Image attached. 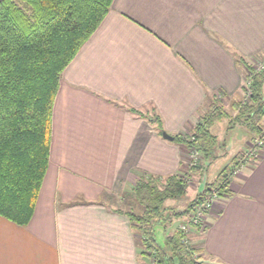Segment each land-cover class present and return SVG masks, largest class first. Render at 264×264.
Returning <instances> with one entry per match:
<instances>
[{
	"label": "crops",
	"instance_id": "crops-1",
	"mask_svg": "<svg viewBox=\"0 0 264 264\" xmlns=\"http://www.w3.org/2000/svg\"><path fill=\"white\" fill-rule=\"evenodd\" d=\"M263 54L264 0H113L63 71L33 217L23 226L0 215V264H152L117 210L137 206L124 194L144 172L166 177L188 156L152 117L173 136L191 131L208 95L224 92L227 104L244 94L238 58L255 64ZM235 127L250 146V131ZM258 158L237 167L233 195L191 233L204 264H264V152ZM162 229L160 243L175 228L156 235Z\"/></svg>",
	"mask_w": 264,
	"mask_h": 264
},
{
	"label": "trees",
	"instance_id": "trees-1",
	"mask_svg": "<svg viewBox=\"0 0 264 264\" xmlns=\"http://www.w3.org/2000/svg\"><path fill=\"white\" fill-rule=\"evenodd\" d=\"M112 2L0 0V215L17 224L27 225L33 217L49 166L53 108L63 71L99 27ZM260 57L261 68L259 62L238 58L248 73L244 94L231 104L235 115L224 108L226 94L213 93L207 96L199 123L175 135L187 153L196 149L210 162L219 157L213 127L225 116L231 117L229 128L245 126L251 139L257 135L264 139V54ZM152 119L162 135L161 117L156 113ZM242 157L243 152L235 155L182 210L166 204L188 193L189 181L181 171L166 177L144 172L125 192L137 206L117 211L124 212L142 234L143 253L153 258L152 264L154 259L158 264H204L202 249L186 241L188 236L179 226L164 243L158 241L156 231L186 219L210 190L232 196L231 180ZM193 171L200 173L202 167L196 165Z\"/></svg>",
	"mask_w": 264,
	"mask_h": 264
},
{
	"label": "rangeland",
	"instance_id": "rangeland-1",
	"mask_svg": "<svg viewBox=\"0 0 264 264\" xmlns=\"http://www.w3.org/2000/svg\"><path fill=\"white\" fill-rule=\"evenodd\" d=\"M261 57L258 55L255 58V64L259 61H261ZM248 73V71H245ZM239 98V97H238ZM234 99H227V104H225L224 101V108L230 115H235V111L233 109L232 101ZM237 100V98L235 99ZM206 108V105H205ZM204 108V109H205ZM201 109L199 113L201 114L204 112ZM231 122V117L225 116L223 117L219 122L215 124L213 127V132L218 136V148L216 153L221 154L219 157L213 159L211 162L209 160H205L203 158L202 153L194 149L190 153H188L187 156V162L185 165H183L184 169L181 170L183 172L182 174L186 176V178L189 181V189L187 195H185L183 198L178 199V200H169L166 202L168 206L174 207L176 210H182L183 208L186 207L188 202L192 200L198 192H201L204 190L206 187V184L209 181L214 180V178L218 175V173L223 169V167L230 163L231 160L235 157L238 151L243 149V157L241 158L240 165L243 163L248 162L250 158H255L253 155L249 154V150L251 149V146L243 145L244 142L243 140L246 138L247 135L246 132L242 129H237L236 127L229 128ZM239 128V127H238ZM256 137V136H255ZM252 143H255V138L251 139ZM195 153L197 155V160L196 162H192V157L191 155ZM223 153V154H222ZM248 153V154H247ZM196 165L202 167V171L200 173L194 172L193 168L196 167ZM184 219H178L174 221V224H171L167 226L169 230H172L179 226L181 223H183ZM164 232L163 229L162 231L158 230L157 232V239L158 241H162L164 238Z\"/></svg>",
	"mask_w": 264,
	"mask_h": 264
},
{
	"label": "built area",
	"instance_id": "built-area-1",
	"mask_svg": "<svg viewBox=\"0 0 264 264\" xmlns=\"http://www.w3.org/2000/svg\"><path fill=\"white\" fill-rule=\"evenodd\" d=\"M258 67H263V63L259 62ZM255 143L251 142V149L249 154L253 155L255 158H258L261 153L264 152V139L259 135L255 137ZM192 154V153H191ZM248 154V153H247ZM192 162H196L197 155L193 153L191 155ZM251 159V158H250ZM242 166V165H241ZM238 170V169H237ZM236 170V171H237ZM220 196L215 190H210L206 198L200 202L194 211L179 225V227L187 234V240L191 241V233L193 231L203 232L207 228L209 215L213 209V206L218 201L219 198L224 197ZM153 264H158L154 259Z\"/></svg>",
	"mask_w": 264,
	"mask_h": 264
},
{
	"label": "water",
	"instance_id": "water-1",
	"mask_svg": "<svg viewBox=\"0 0 264 264\" xmlns=\"http://www.w3.org/2000/svg\"><path fill=\"white\" fill-rule=\"evenodd\" d=\"M163 137L168 139V140H174L175 136L171 135L170 133H168L167 131L163 132Z\"/></svg>",
	"mask_w": 264,
	"mask_h": 264
}]
</instances>
